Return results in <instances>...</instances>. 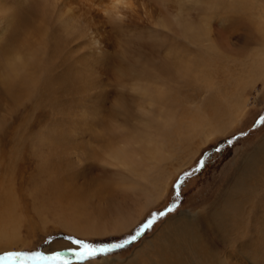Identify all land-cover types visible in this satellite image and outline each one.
<instances>
[{
	"label": "rangeland",
	"instance_id": "rangeland-1",
	"mask_svg": "<svg viewBox=\"0 0 264 264\" xmlns=\"http://www.w3.org/2000/svg\"><path fill=\"white\" fill-rule=\"evenodd\" d=\"M188 60L197 71L185 77L176 65ZM260 60L264 0H0V256L127 264L168 223H194L224 264H264ZM11 63L19 71L4 83ZM46 77L51 97L39 91ZM140 85L152 98H138ZM122 149L143 165L131 168ZM252 161L259 188L234 191ZM231 190L246 201L243 237L210 224ZM75 240L123 247L81 260Z\"/></svg>",
	"mask_w": 264,
	"mask_h": 264
},
{
	"label": "bare ground",
	"instance_id": "bare-ground-1",
	"mask_svg": "<svg viewBox=\"0 0 264 264\" xmlns=\"http://www.w3.org/2000/svg\"><path fill=\"white\" fill-rule=\"evenodd\" d=\"M112 1L114 2L115 0H112ZM116 1H118V0H116ZM240 10H242V9L240 8ZM66 15L68 16V14H66ZM25 19L26 18L23 17L21 20H25ZM21 20H20V24L22 25L23 22H21ZM63 23H64L65 27H69V28L72 27V24H70L69 19H65L63 21ZM207 34H208V32H206V30H203V29L200 30V33H199L200 36L197 35L195 37V38H197L196 40H198L196 43L199 42V44H201L200 43V41H201L200 37H204V36L206 37ZM18 36H19V34H18ZM189 37H192V39L195 42L194 35H189L188 36V39L190 40L191 38H189ZM203 40H205V39H203ZM202 42H204V41H202ZM214 51H216V50H214ZM178 54H179V52H177V56H182V55H180V54L178 55ZM204 56L201 57V59H198L197 61L198 62L201 61V63L202 62L204 63V61L206 60L204 58ZM18 61L20 62L19 59L16 62H18ZM188 61H190V60H188ZM191 61H190V63L189 62H185L184 64L177 62L176 66H178V69L181 70V71H178V72H181V73L183 72L185 74V77L189 76L191 74V71H192V73H193V71H194V73H195V71H197V70H192V69H194V66H195L193 64L196 61L195 62L193 61L194 63L191 62ZM13 62H14V60H13ZM256 64H257V66H259L258 67L259 70H264V60L257 61ZM173 67H175V66H173ZM5 68L7 69L6 74L3 73V71H1L2 77H3L2 78V82L6 83L5 81H7V83H8L9 79L11 78V76L12 75H16V73H18L17 71H19V65L16 64V63H11V65H9V67H5ZM166 68H170V67H166ZM171 69H172L171 71H173V68H171ZM178 72H177V75L179 77H182V75H180ZM171 73L172 72L169 71V74H171ZM203 75H202V77H203ZM178 76L177 77L175 76V78H178ZM194 77H195V75H194ZM263 77H264V72H263ZM59 78H61V77H59ZM50 79H51L50 77H46L43 80H40V79L37 80L38 83H40V85H41L40 86L41 89L39 91H41L42 94H44L46 97H51L52 95H54V93L56 91L54 88H52V84H54V81L53 80L50 81ZM182 79H184V78H182ZM192 79H195V78H192ZM168 80H170V78H168ZM187 80H190V78L187 79ZM59 81H61V80L59 79ZM154 82H156V81H154ZM166 86L167 85H165V87ZM154 88L155 87H153V89ZM156 88H157V86H156ZM158 88H160L159 90H162L161 87H158ZM139 89H141V85H140ZM163 89L167 90V88H163ZM151 91H152V89H151ZM157 91H158V89H157ZM164 91H163V94L166 93V91H165V93H164ZM154 92L156 93V91H154ZM138 94H139V96H138ZM159 94H157L158 96L157 95H153V97H155V96H157V97L164 96L162 93L160 95ZM136 95L138 96L139 99H142V100H147L149 98H152V97L149 96L150 94L147 95L146 90L144 91L143 89H141V91L138 90ZM166 97L168 98L169 95L166 94ZM163 98L165 99V96ZM163 98H160V101L163 100ZM158 100H159V98H158ZM151 102H149V103H151ZM154 102H156V101H154ZM116 104H117L116 108L117 109L121 108L120 110H122V113L124 115L129 113V110H128L129 107L126 108L127 104H126L124 99H119ZM130 115H134V112H132ZM145 120H146V123H148V124L151 123L150 121H147L148 118L145 119ZM161 126H163V128H165L166 127V123H165V125H161ZM149 145H151V144H149ZM149 145H148V147H149ZM150 148H152V147H149V150H151ZM147 150H148V148H147ZM140 151H142V150H140ZM142 153H143V151H142ZM262 154H264V142L260 145V149L255 154L254 159H256V158L262 159V157H261ZM116 155H118L119 157L124 159L123 161H128V164L134 170H137V168H140L141 165H143L142 164L143 162L141 160L139 161V159H140V158H138L139 153L137 154L136 152H132V154L129 155V153L126 152L125 149H122V150L118 151ZM135 155H137V156H135ZM253 161L248 163V167H247L246 171L244 172V175L240 174L239 177L234 181V186L236 185L235 188L233 189L234 191L238 190V192L246 193V189L248 187H250V186L253 187L252 189H255V187L257 189L259 188V180H262L263 174H262L261 171H263V170H257L256 169L257 163L260 164L261 161L256 162V164ZM124 167H127V166L125 165ZM125 178H128V176H125ZM250 181H251L252 184L250 183ZM253 184H254V186H252ZM252 189H248V192L250 190H252ZM230 192L232 193L233 191L231 190ZM231 193L227 194L223 198L222 204L220 206H218L219 208L215 212L211 213V215H210L211 223L210 224L213 225L216 229H218L219 232L223 231L222 227L227 225V224H232V223L236 224L235 227L237 229L240 228V229L244 230V232L242 230H241V232H240V230H238V232H236L237 236L238 237H243V234L245 233V230H247L246 228H247V225H248L247 223H248L249 218H248V220L245 223V220L240 218V217H242V216H240V214L243 213L246 210L245 209L246 201H244V200L242 201V199H241L237 203L236 200H235V193L234 192L232 194ZM124 222H126V220H124ZM124 222L120 223V225L123 224ZM120 225H116V226H120ZM198 230H199V227L196 226V224H194V223H190V224H183V223H179V224L170 223L169 224L168 223L164 227V229L159 233V235L153 241L149 242V244L147 246H145V248L141 249L135 255V257L130 262H128L127 264H224V262L222 261L223 259L218 258V257L216 258L215 257L216 253L213 252L211 248H209V247L207 248L206 247L205 243L202 240V237L199 236ZM225 234L227 235V237H228V235H232V234L236 235L235 233H232L229 230ZM202 251L203 252L204 251L207 252V255H206L205 259L209 260V263H208V261H206L207 262L206 263L205 260H202V257L200 255ZM192 262H194V263H192Z\"/></svg>",
	"mask_w": 264,
	"mask_h": 264
},
{
	"label": "snow or ice",
	"instance_id": "snow-or-ice-1",
	"mask_svg": "<svg viewBox=\"0 0 264 264\" xmlns=\"http://www.w3.org/2000/svg\"><path fill=\"white\" fill-rule=\"evenodd\" d=\"M173 211L172 208L168 209V212ZM166 213H160V216H164ZM146 228L152 227V222L150 221L146 226ZM137 235H141L140 232ZM136 237H132V240H135ZM72 243L77 244L82 249L81 251L74 252L73 254L81 260L89 259L96 257L100 254H107L113 251V248H121L123 245H113L111 248L101 247L99 249L93 248L91 245L84 243L80 240L72 241ZM125 243H130V241H125ZM61 261L62 264H68L66 260H63L61 254L56 252L52 255H45L42 253H16L10 252L5 255L0 256V264H29V262H36V264H55V262Z\"/></svg>",
	"mask_w": 264,
	"mask_h": 264
}]
</instances>
